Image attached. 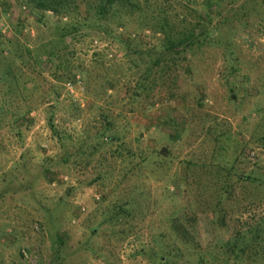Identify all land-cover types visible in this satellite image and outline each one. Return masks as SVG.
<instances>
[{
	"label": "rangeland",
	"instance_id": "1",
	"mask_svg": "<svg viewBox=\"0 0 264 264\" xmlns=\"http://www.w3.org/2000/svg\"><path fill=\"white\" fill-rule=\"evenodd\" d=\"M206 1L158 0V9L173 13L177 33L182 18L188 27L218 30L213 42L173 65L176 80L156 89L150 107L131 99L137 71L126 44L135 39L160 50L158 24L123 17L117 29L110 21L115 42L104 29L88 31L70 46L77 76L66 83L51 75L52 30L28 10L0 11V264H52L56 234L64 240L63 264H160L163 256L165 264H199L201 253L210 254L209 264H235L224 253L226 240L264 218V0H208L217 10L207 21ZM19 42L27 65L7 56ZM8 65V78L18 82L13 94L4 81ZM83 69L91 84L98 75L113 78L107 95L88 90ZM107 134L119 144L105 145ZM127 149L132 160L113 159ZM213 172L219 176L211 182ZM116 206L123 207L120 220L100 225ZM184 213L195 216L193 250L171 226ZM263 245L264 238L252 241V258L240 264H264ZM211 253L228 260L213 261Z\"/></svg>",
	"mask_w": 264,
	"mask_h": 264
},
{
	"label": "trees",
	"instance_id": "2",
	"mask_svg": "<svg viewBox=\"0 0 264 264\" xmlns=\"http://www.w3.org/2000/svg\"><path fill=\"white\" fill-rule=\"evenodd\" d=\"M150 1L153 0H13V3H11V0H0V11L1 13L3 11L5 15L11 14V16H14L16 13L15 7L28 10L38 24L52 30L56 39L50 43V51L46 52L47 58H50L51 61V75L57 81H67L66 83L70 80L72 81L77 76V73H74L73 68L70 66V64L74 65L71 58L75 55L74 50H72L70 46L74 42L81 41L80 38L85 39L90 35L88 31H94L97 35L98 31H103L104 29L106 31V33L103 31L106 35L105 37L115 42L117 41V34L108 27L110 21L112 22V26H115L117 29L124 25L122 23L123 17L130 18L137 16L143 20L141 24L144 27L151 25V23H153V25L158 24V31L164 35L160 50H156L155 46L149 48L141 43L135 44V39L131 40L129 44H126V49L130 53L128 58H131V63L133 64L131 67L137 71L136 77L133 80L134 86L131 89V99L133 101L144 99L143 105L150 107L153 106L156 101V89L164 87L168 83V80L171 84L176 80L171 79V73L174 70L173 65H177L181 60L191 58L189 52L191 53L195 46L200 48L206 43L209 44L213 42L215 39L214 33L218 28L217 26L215 27V30L208 31L203 28L201 30L200 26H191L190 22L186 23L190 24V27H188L184 24L187 19L182 18L179 22L182 27V32L177 33L176 21H174L172 17L173 13L169 11V9L168 11H165V6L158 9L157 6L161 5L158 3V0H156V3L154 4ZM82 4L86 7L85 15L82 13ZM205 4L209 11L201 14V17L207 18L204 19L207 21L209 17H214L217 9H215L208 0ZM237 15L238 14L233 13L231 16L234 18ZM204 20H202V22ZM22 26L24 27V25ZM199 28L201 31L197 32ZM67 38H71V42H68ZM7 51V56L16 57L21 61L22 65H27L25 63L28 56L24 53L23 42L15 43L14 46L7 49ZM26 51L29 54V58L32 57V50L27 46ZM0 54H3V52L0 51ZM5 57L6 56L2 58L7 60ZM16 58L14 59L16 60ZM83 70L88 90L94 91L96 97L100 96V98H102L107 95L105 91L111 86L110 83L113 78L106 76L101 77L98 75L94 80V83L91 84L89 79V69ZM4 72V81L8 82V77L14 72L10 65L4 69ZM11 79L12 80L9 79L8 93L13 94V92L17 90L18 82H15V80H17L16 76ZM168 86L170 85L168 84ZM20 95L24 100L27 98V95L23 92H20ZM30 112L31 110H27L23 118L27 119ZM105 121L110 125L109 123H111V120L109 118H106ZM49 124L55 126L54 118L49 120ZM108 131L109 128L105 129V132ZM101 132L102 131H99L97 136ZM97 136V143L99 144L101 143V140ZM118 140H120V138L116 134H107V137L102 139L105 145H114ZM118 144L119 142L116 145ZM126 151L128 152L127 156H124V151H122L113 159H124L122 162H125L128 159L132 160L134 157L133 151L131 149H127ZM131 166L132 168L135 167L134 162ZM229 170L233 171L234 166H231ZM216 175L219 176L216 173L214 174V172L212 173L211 182L214 181L213 177ZM246 179L251 180L252 177L246 176ZM221 180L224 183L222 192L224 191L223 194H228L231 191V184L229 180L224 177H222ZM0 197H2V195H0ZM122 211L123 207L116 206L115 209L109 212V215L105 216L104 214L106 220L100 225H103L108 221H111V223L113 221H119L121 216L120 212ZM171 223L177 239L180 240L185 247L193 250L196 246L195 237L192 233L195 216H190L186 213H184V215L179 214L172 218ZM95 229L97 228H93L92 230L93 234L96 233ZM262 238H264V218L260 226L258 223L255 227H251L245 232L237 230L233 237L226 240L224 245L228 251L224 250V253L229 259L234 260L235 264H240L242 258L246 256L248 259L252 258L251 253L249 254L248 252V247L252 246V241L260 242ZM53 239L56 243V248L52 264H63L62 262L65 261V257L63 256L65 252L62 247L64 245V240L58 234L54 235ZM247 239H249L250 242H246ZM156 256H158V254ZM208 256L209 257H205L202 253L199 254L198 263L209 264L207 258H209L210 261V254ZM211 256L213 261L219 259L220 262L225 263L228 260L226 256L220 258V255L214 256L212 253ZM164 259V256L161 257L159 263L165 264Z\"/></svg>",
	"mask_w": 264,
	"mask_h": 264
},
{
	"label": "built area",
	"instance_id": "3",
	"mask_svg": "<svg viewBox=\"0 0 264 264\" xmlns=\"http://www.w3.org/2000/svg\"><path fill=\"white\" fill-rule=\"evenodd\" d=\"M70 89L73 91V88L72 87Z\"/></svg>",
	"mask_w": 264,
	"mask_h": 264
}]
</instances>
